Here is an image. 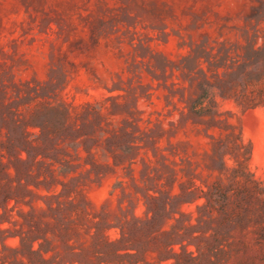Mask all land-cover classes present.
Returning a JSON list of instances; mask_svg holds the SVG:
<instances>
[{"label": "rangeland", "instance_id": "rangeland-1", "mask_svg": "<svg viewBox=\"0 0 264 264\" xmlns=\"http://www.w3.org/2000/svg\"><path fill=\"white\" fill-rule=\"evenodd\" d=\"M0 264H264V0H0Z\"/></svg>", "mask_w": 264, "mask_h": 264}]
</instances>
